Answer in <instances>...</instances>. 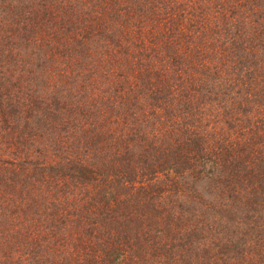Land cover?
<instances>
[{"label": "trees", "instance_id": "trees-1", "mask_svg": "<svg viewBox=\"0 0 264 264\" xmlns=\"http://www.w3.org/2000/svg\"><path fill=\"white\" fill-rule=\"evenodd\" d=\"M0 264H264V0H0Z\"/></svg>", "mask_w": 264, "mask_h": 264}, {"label": "rangeland", "instance_id": "rangeland-1", "mask_svg": "<svg viewBox=\"0 0 264 264\" xmlns=\"http://www.w3.org/2000/svg\"><path fill=\"white\" fill-rule=\"evenodd\" d=\"M137 15V12H131V14H134ZM131 50L135 51V52H138L136 49H134L133 47L131 48ZM135 118V116L133 115L132 116V119L129 118V120H133Z\"/></svg>", "mask_w": 264, "mask_h": 264}]
</instances>
